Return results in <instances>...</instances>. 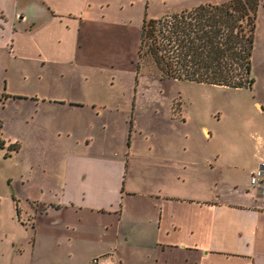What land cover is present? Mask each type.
Here are the masks:
<instances>
[{"label":"rangeland","instance_id":"rangeland-1","mask_svg":"<svg viewBox=\"0 0 264 264\" xmlns=\"http://www.w3.org/2000/svg\"><path fill=\"white\" fill-rule=\"evenodd\" d=\"M162 5L163 0H140L133 18L152 17L148 13H159ZM9 51L0 49V264H146L142 240L131 236L129 244L120 238L131 225L127 200L145 197L128 199L124 190L121 216L97 212L96 217L85 210L78 215L73 206L53 205L62 200L63 162L73 137L56 134V126L71 123L66 120L70 111L52 110L51 95L70 91L104 102L105 107L96 106L97 114L91 106L78 111L81 137L91 138L89 151L111 155L116 148L124 159L128 156V180L137 190L157 188L158 149L178 148L181 160L203 146L212 158L219 154L223 159L224 147L241 149L244 135L264 129V112L254 103L264 105V0L256 10L250 88L161 78L146 59L138 72L128 63L115 70L77 68L72 77L69 63L15 58ZM51 115L55 126L49 123ZM110 220L114 225L105 235L112 240L117 229L118 244L115 239L95 242V225L102 229Z\"/></svg>","mask_w":264,"mask_h":264},{"label":"crops","instance_id":"crops-1","mask_svg":"<svg viewBox=\"0 0 264 264\" xmlns=\"http://www.w3.org/2000/svg\"><path fill=\"white\" fill-rule=\"evenodd\" d=\"M139 1L0 0V49H9L15 58L69 63L72 77L80 72L77 68L115 70L128 63L138 72L145 18L134 20L132 8ZM219 1L163 0L160 12L148 13L152 16L148 18ZM69 92L48 99L52 110L70 111L66 120L71 123L56 126V134L67 140L73 137L63 162L62 200L53 205L73 206L78 215L85 210L95 216L97 212L121 216L122 193L127 190L128 199L139 194L146 200H127L131 225L120 238L126 243L131 236L142 240L146 264H264V194L249 182L250 172L264 161V129L244 135L241 149L224 147L223 159L219 154L212 158L203 146L189 150L190 156L181 160L178 148L158 149L154 151L160 169L157 188L137 190L128 180V156L124 159L116 148L111 155L89 151L86 146L91 138L81 137L83 119L78 111L91 106L97 114L96 106L105 107L104 102ZM254 103L264 112L259 100ZM53 116L49 123L55 126ZM201 129L208 134L206 126ZM180 167L189 171L179 174ZM103 224L102 229L95 225L94 241L115 239L118 244L117 229L113 228L112 240L105 235L114 223Z\"/></svg>","mask_w":264,"mask_h":264},{"label":"trees","instance_id":"trees-1","mask_svg":"<svg viewBox=\"0 0 264 264\" xmlns=\"http://www.w3.org/2000/svg\"><path fill=\"white\" fill-rule=\"evenodd\" d=\"M258 3L204 2L158 18H145L137 70L146 59L153 62L161 78L250 88L254 82L252 47Z\"/></svg>","mask_w":264,"mask_h":264},{"label":"built area","instance_id":"built-area-1","mask_svg":"<svg viewBox=\"0 0 264 264\" xmlns=\"http://www.w3.org/2000/svg\"><path fill=\"white\" fill-rule=\"evenodd\" d=\"M249 182L256 191L264 194V161L250 172Z\"/></svg>","mask_w":264,"mask_h":264}]
</instances>
